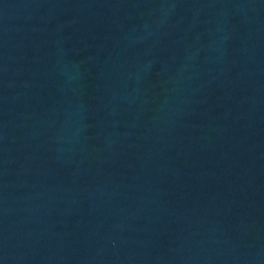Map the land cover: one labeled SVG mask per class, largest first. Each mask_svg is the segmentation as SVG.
Instances as JSON below:
<instances>
[{"label":"water","instance_id":"obj_1","mask_svg":"<svg viewBox=\"0 0 264 264\" xmlns=\"http://www.w3.org/2000/svg\"><path fill=\"white\" fill-rule=\"evenodd\" d=\"M0 264H264V0H0Z\"/></svg>","mask_w":264,"mask_h":264}]
</instances>
